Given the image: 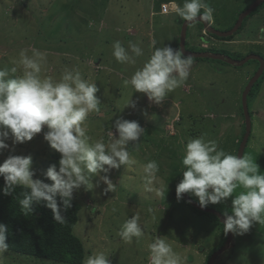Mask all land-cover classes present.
Returning <instances> with one entry per match:
<instances>
[{"label":"rangeland","instance_id":"rangeland-1","mask_svg":"<svg viewBox=\"0 0 264 264\" xmlns=\"http://www.w3.org/2000/svg\"><path fill=\"white\" fill-rule=\"evenodd\" d=\"M254 1L204 0L213 8L209 23L218 32H229L237 24L240 11ZM175 3L183 6L184 0ZM162 4L168 5V14L161 13ZM171 4L172 0H0V69L8 71L5 79L23 75V51L37 60L42 76L59 80L65 69L78 70L82 78L95 82L100 112L90 113L84 122L89 143L103 139L107 146L113 138L109 133L116 132V119L137 121L145 130L137 141L126 146L130 163L95 174L85 169L91 187L84 184L73 190L71 199L80 205L74 233L83 241L86 257L102 251L110 264H150L149 245L159 238L178 256L179 264H207L216 253L221 255L216 264H264V213L256 220V227L253 220L243 234L227 233L226 240L231 237L228 247L226 241L224 251L219 254L221 248L213 254L225 237L223 229L208 214L220 222L226 220L227 215H232V199L245 191L242 186L233 196L204 207L220 217L200 210L208 213L204 216L185 197H176V186L185 170L182 158L190 138L204 134L206 139L217 142L218 149L237 155L246 129L242 96L260 64L249 61L245 66H231L192 58L187 80L159 104L124 83L149 59L154 51L153 41L155 47L180 49L186 21L174 14ZM209 34L201 23L189 26L186 50L199 53L201 48H208L206 53L225 55L234 61L254 54L264 57V3L247 18L234 41ZM115 41L121 42L134 64L117 62L112 54ZM130 42L142 49L141 56L132 53ZM37 51L45 58L37 57ZM259 81L260 87L251 89L248 97L252 132L246 154L257 164L264 158V76ZM129 101L135 106H127ZM47 131L42 128L41 133L23 144L6 141L9 148L0 152V163L9 155L30 156L33 179L51 185L45 173L50 166L59 169L60 154L44 140ZM151 160L159 166L154 178L143 167ZM103 177L114 185L112 190H108ZM187 195L200 206L198 198ZM133 216H139L142 235L133 236L128 242L118 233ZM0 264L54 263L7 251L0 257Z\"/></svg>","mask_w":264,"mask_h":264},{"label":"clouds","instance_id":"clouds-1","mask_svg":"<svg viewBox=\"0 0 264 264\" xmlns=\"http://www.w3.org/2000/svg\"><path fill=\"white\" fill-rule=\"evenodd\" d=\"M171 7L185 21H194L198 16L203 21L212 19L213 8L204 0H184L183 6L172 0ZM155 43L152 42L154 51L149 59L124 83L159 104L168 93L184 84L193 59L185 56L180 49L155 47ZM129 49L135 56L143 54L137 44L130 42ZM112 54L119 63H135L119 41L113 43ZM35 55L45 58L39 51ZM21 57L20 62L25 68L23 75L5 79L9 73L0 69V129H3L0 131V152L9 148L6 143L9 139L13 145L23 144L46 127L48 131L44 134V140L60 154L59 169L55 166L47 169L45 175L52 182L49 185L40 179H33L30 156L9 155L0 163V177L4 181L2 191L9 195L17 186L27 187L30 194H24L23 199L18 201L24 210L31 211L33 201L45 202L54 219L64 223L57 197L67 209L71 207L73 190L88 184L85 169L95 174L98 170L107 171L130 163L126 146L130 141H137L145 130L137 121L116 119V132L109 133L113 138L107 146L103 139L89 143L84 122L90 113L100 112L96 83L82 78L78 70L65 69L59 80L42 76L37 60L23 51ZM11 71L14 73L16 69ZM127 106L135 105L129 101ZM182 165L185 170L181 182L176 186L177 199L188 193L198 198L201 207H207L233 196L240 186L245 189L232 199V215H227L223 223L225 233L243 234L251 227L253 220H260V214L264 213V173L260 172L259 165L250 156L226 153L218 149L215 140H208L202 134L198 138H190L186 143ZM105 166L108 168L105 169ZM143 167L152 178L159 170L155 160ZM102 179L108 185V190L114 188L107 177ZM88 186L91 187L90 184ZM138 221L139 216L127 219L118 235L128 242L133 236H141L142 228ZM7 241L8 226L0 223V257L8 251ZM149 261L150 264H179L178 256L159 238L149 245ZM84 264L110 262L104 252L98 251L87 256Z\"/></svg>","mask_w":264,"mask_h":264},{"label":"trees","instance_id":"trees-1","mask_svg":"<svg viewBox=\"0 0 264 264\" xmlns=\"http://www.w3.org/2000/svg\"><path fill=\"white\" fill-rule=\"evenodd\" d=\"M252 3L254 2H251L250 5L248 4V6L244 10L240 11V14L245 13L252 5ZM259 7L255 11H257ZM255 11H253V13ZM252 14H250L248 17H250ZM247 18L244 20L243 25L247 20ZM242 27L238 30V32L242 29ZM237 33H235L232 37H228V38H219L211 33L209 35H212V37L219 40L231 42L234 41V37L235 35H237ZM207 51L208 48L207 49L201 48V51L199 53H206ZM254 55L261 56L264 59V57L260 54H254ZM263 76L264 73L261 77ZM259 82L260 81L258 80L255 83V85L252 88V91L255 86L257 87L260 85ZM252 91H250L249 96L251 95ZM245 128H246V123H245ZM245 133H246V129H245ZM244 136L245 134H243L242 139L239 141L237 146L238 148L240 147V144L243 141ZM247 149H248V145L245 149V153H244L245 156L247 154ZM258 165L260 170L264 172L263 157H261L260 160L258 161ZM3 187H4V181L3 179H0V223H5L8 226L7 242L9 244V248H8L9 252L18 255H23L25 257L32 258L35 260H40V259L47 260L54 264L84 263V260L87 255L86 248L83 241H81V239L78 236H76L74 233V229L76 228L79 222L78 214L80 211V205L76 201L71 199V207L65 209L60 197H57V203L60 208V215L62 219H64L65 221L64 223H59L54 219L52 211L46 207L45 202L37 203L36 201H33L31 205V209H32L31 211H26L20 206L18 201L20 199H23L24 194H30V190L27 189V187L17 186L15 190L12 191L11 194L9 195H5L3 193L2 191ZM195 210L200 212V214H204V216L208 214L206 212L197 210L196 208ZM208 216L209 217L213 216L214 218L212 220H216L219 228H222L224 231L223 223H221L216 216L211 214H208ZM254 221L252 224H254V226L256 227V220ZM219 228L217 230L221 232ZM231 233L233 235V232ZM224 237L225 239L223 243L213 250V254L215 252H218V250L223 248V246L225 245L227 241L226 240L227 233L225 232H224ZM228 251H230V249H228L226 253ZM209 261L210 260L208 259L207 264H209Z\"/></svg>","mask_w":264,"mask_h":264},{"label":"water","instance_id":"water-1","mask_svg":"<svg viewBox=\"0 0 264 264\" xmlns=\"http://www.w3.org/2000/svg\"><path fill=\"white\" fill-rule=\"evenodd\" d=\"M263 3H264V0H256L245 13L240 15L237 24L229 32H218V31H216L214 29V27L209 23V21H203L198 16L194 21H191V22L186 21L183 24L182 31H181V37H180V50L184 53L185 56H191L193 59H210V60L223 61V62H226L227 64H229L231 66H244L249 61H257L260 64L259 71L250 80V82H249L248 86L246 87V89L243 93V96H242V105H243V111H244L245 122H246V133H245L244 139H243V141L239 147L238 156L244 155L245 149H246L247 144L249 142V138L251 136L252 121H251V116H250V112H249V108H248V96L250 94L251 89L255 85V83L259 80V78L264 73V59L258 55H250L242 61H234L230 57H224V56H220V55H216V54H212V53H189L186 50L187 30H188L189 26H191L195 23H201L205 30L209 31V33H211V34H213L219 38L232 37L242 27L244 20L250 14H252L253 11H255L259 6H261ZM182 196L185 197L187 201L191 202L195 208H197V209L199 208V210L207 211L210 213H215L218 217H220V214H218L217 212L208 210L204 207H200V206L194 204L192 202V200L188 198L189 196L187 195V193L183 194ZM224 221H225V219H221L222 223H224ZM228 234H230V232H228ZM230 241H231V237L229 236L225 247H228ZM224 248L222 249V251L219 252V254H221V252L224 251ZM218 256L219 255L217 253L214 254L212 256L209 264H215L216 258Z\"/></svg>","mask_w":264,"mask_h":264},{"label":"built area","instance_id":"built-area-1","mask_svg":"<svg viewBox=\"0 0 264 264\" xmlns=\"http://www.w3.org/2000/svg\"><path fill=\"white\" fill-rule=\"evenodd\" d=\"M160 10H161V13L168 14L169 7H168V5H166V4H162ZM161 15H163V14H161Z\"/></svg>","mask_w":264,"mask_h":264},{"label":"crops","instance_id":"crops-1","mask_svg":"<svg viewBox=\"0 0 264 264\" xmlns=\"http://www.w3.org/2000/svg\"><path fill=\"white\" fill-rule=\"evenodd\" d=\"M174 11H175V10H174ZM157 14H160V11L157 12ZM174 14H176V13H174ZM161 16H163V15H161ZM166 16H168V15H166ZM176 22H178V19H176ZM179 27H181V25H179Z\"/></svg>","mask_w":264,"mask_h":264},{"label":"bare ground","instance_id":"bare-ground-1","mask_svg":"<svg viewBox=\"0 0 264 264\" xmlns=\"http://www.w3.org/2000/svg\"><path fill=\"white\" fill-rule=\"evenodd\" d=\"M255 1H256V0H255ZM255 1H254V2H255ZM252 4H253V3H252ZM184 23H185V22H184ZM250 137H251V136H250ZM249 139H250V138H249ZM241 143H242V142H241ZM247 145H248V144H247ZM238 151H239V150H238ZM237 155H238V153H237ZM210 260H211V259H210Z\"/></svg>","mask_w":264,"mask_h":264},{"label":"flooded vegetation","instance_id":"flooded-vegetation-1","mask_svg":"<svg viewBox=\"0 0 264 264\" xmlns=\"http://www.w3.org/2000/svg\"><path fill=\"white\" fill-rule=\"evenodd\" d=\"M240 15H241V14H240ZM253 77H254V76H253ZM253 77H252V78H253Z\"/></svg>","mask_w":264,"mask_h":264}]
</instances>
